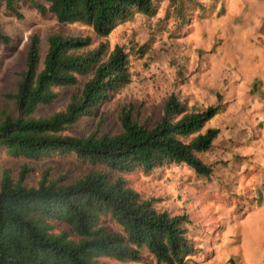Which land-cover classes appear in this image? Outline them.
Here are the masks:
<instances>
[{
	"label": "trees",
	"instance_id": "16d2710c",
	"mask_svg": "<svg viewBox=\"0 0 264 264\" xmlns=\"http://www.w3.org/2000/svg\"><path fill=\"white\" fill-rule=\"evenodd\" d=\"M3 8L21 17V2L39 14L62 23L79 22L106 38L136 13L153 15L160 0H1ZM174 20L184 22L181 4L194 0H166ZM11 36L0 29V43ZM93 44L89 33L59 30L42 45L32 34L14 87L0 105V152L11 157L39 159L73 154L89 168L70 181H25L28 167L17 175L9 168L0 174V264H108L106 259L138 263L142 251L153 264H185L197 250L186 236L190 222L184 212L172 213L129 186L124 175L150 173L184 164L197 175L211 167L195 154L206 151L218 128L204 123L218 105L189 109L170 91L153 123L139 119L132 107L118 113L119 132L97 135L66 133L74 122L92 115L131 77L128 54L121 45L109 49L105 40ZM66 104L51 114L37 111L52 104L58 88L74 86ZM58 225H62L58 227Z\"/></svg>",
	"mask_w": 264,
	"mask_h": 264
},
{
	"label": "rangeland",
	"instance_id": "374dc122",
	"mask_svg": "<svg viewBox=\"0 0 264 264\" xmlns=\"http://www.w3.org/2000/svg\"><path fill=\"white\" fill-rule=\"evenodd\" d=\"M194 1L181 4L182 23L174 20L169 6L168 14L163 13L167 1L160 0L153 15L136 13L99 38L84 24L59 22L24 1L19 5L22 16L15 17L0 0V29L11 36L10 43H0V105L5 91L14 87L32 34L39 35L43 46L55 30L89 33L92 45L105 40L109 49L121 45L128 54L129 82L65 132H119L122 106L153 123L170 91L188 109L218 105L203 125L218 132L208 150L195 154L211 167L208 176L184 164H168L124 177L142 195L156 197L157 206L188 215L186 236L197 250L185 264H264V0ZM84 78L58 88L57 99L37 115L62 108ZM20 166L30 169L28 184H35L44 172L49 179L70 181L89 168L69 153L27 159L0 152V174L9 168L16 176ZM106 262L153 264L145 250L138 263Z\"/></svg>",
	"mask_w": 264,
	"mask_h": 264
}]
</instances>
